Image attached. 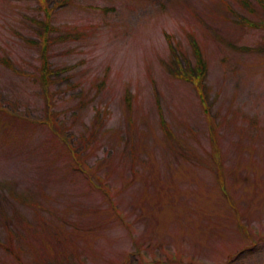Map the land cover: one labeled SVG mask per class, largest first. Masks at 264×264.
I'll return each instance as SVG.
<instances>
[{
  "label": "rangeland",
  "instance_id": "rangeland-1",
  "mask_svg": "<svg viewBox=\"0 0 264 264\" xmlns=\"http://www.w3.org/2000/svg\"><path fill=\"white\" fill-rule=\"evenodd\" d=\"M0 264H264L257 0H0Z\"/></svg>",
  "mask_w": 264,
  "mask_h": 264
},
{
  "label": "trees",
  "instance_id": "trees-1",
  "mask_svg": "<svg viewBox=\"0 0 264 264\" xmlns=\"http://www.w3.org/2000/svg\"><path fill=\"white\" fill-rule=\"evenodd\" d=\"M257 2L264 9V0H257ZM245 23L249 24L247 22H245ZM39 25L42 28H44V30H45V31L42 30L41 33L39 34L41 36V39H43V41H44L43 43H46L43 47L44 51H45L47 48L48 42L51 41V40L48 41L49 39L47 38V34H46V33H48L46 31V29L48 28V25L44 24V23H39ZM256 26H260V25H256ZM167 38H169V37L167 36ZM54 40L55 39H53V41ZM31 43H33V42H31ZM194 48H195L194 53H195V58H196L195 67L190 68L189 66H187V68H185V70H183V68L180 67L178 70H176V72L173 73V76L177 77V79L184 80L185 82H192L194 84L195 88L197 89L200 101L204 102V93H203L202 81H203V78L205 77L206 67L202 61V58L200 57V51L195 44H194ZM44 54L45 53L43 52V55L41 58V67H40L39 75H38V83L45 90V95L47 97V100L48 99L50 100V98L52 97L51 92L49 90V86L52 83L51 78H52V76H54V74H59V71L57 72V71H51L50 70V68H49L50 65L47 62L46 56ZM4 63L6 65H8V63L6 61ZM176 63L179 64V61H176ZM64 71L65 70H62V72H64ZM51 118L54 119L52 116H51ZM52 119L50 120L51 125H55V122L52 123ZM210 127L212 128V126H210ZM162 128H163L164 132L167 133V128H166V125L163 121H162ZM214 132H215V129L213 128V133H211V135L214 137H211L212 140L210 142V145H211L212 157L215 160V158L218 157V149H216L214 146L217 143ZM169 135H170V132H169ZM69 150H70V152H73L72 148H70ZM73 156L76 157V155L74 153H73ZM215 164L221 165V162L219 161L218 163H215ZM94 186L97 187L96 184ZM99 186H101V185H99Z\"/></svg>",
  "mask_w": 264,
  "mask_h": 264
}]
</instances>
